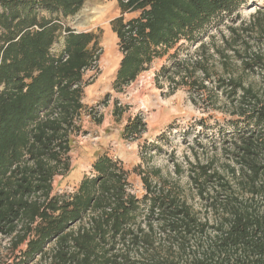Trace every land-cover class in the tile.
<instances>
[{
  "label": "trees",
  "instance_id": "obj_1",
  "mask_svg": "<svg viewBox=\"0 0 264 264\" xmlns=\"http://www.w3.org/2000/svg\"><path fill=\"white\" fill-rule=\"evenodd\" d=\"M84 1L0 0L6 264H264V4L239 20L247 0H116L120 16L110 27L121 59L113 88L167 56L160 74L168 95L187 87L198 97L193 105L223 119L212 127L201 120L204 143L166 175L138 167L140 197L122 162L107 154L72 193L55 194V179L71 171V142L83 117L100 122L83 102L93 82L85 73L99 60L98 35L61 24ZM132 12L140 14L125 21ZM210 28L216 35L209 58L218 69L212 82L203 42ZM181 41L198 43L197 57L179 59ZM144 132L140 116L123 129L131 139Z\"/></svg>",
  "mask_w": 264,
  "mask_h": 264
},
{
  "label": "rangeland",
  "instance_id": "obj_2",
  "mask_svg": "<svg viewBox=\"0 0 264 264\" xmlns=\"http://www.w3.org/2000/svg\"><path fill=\"white\" fill-rule=\"evenodd\" d=\"M114 4H117L116 0H85L77 14L62 19L61 24L78 32L89 30L100 38L112 32L107 21L119 15ZM263 4L264 0H247L242 3L239 7V20L247 19L254 12L255 6ZM221 29L227 34L223 26ZM215 35L216 30L210 28L203 40L208 47L207 68L211 82L218 74L213 60L209 58L213 53L211 37ZM197 46L198 43L189 45L181 41L176 46L180 47L178 58L183 60L197 57ZM61 47L60 37L53 45L52 53L58 54ZM98 49L100 54L97 68L85 73V78H92L93 82L85 88L83 102L92 115L100 118V122L97 123L91 116L83 117L82 133L74 136L71 142V171L64 178L55 179L54 193H72L82 178L90 175L96 157L107 154L122 162L129 173L131 191L140 197L143 188L135 171L138 167L143 171L159 169L161 175H166L172 171L173 163L184 162V156L191 155L190 150L197 148L196 143H204L200 121L204 120L206 125L212 127L223 116L216 111H206L201 106L193 105L191 100L197 101L198 97L187 87L177 86L175 92L168 95L167 81L160 74L161 67L168 65L167 56L155 59L132 83L115 90L113 84L116 71L105 72L101 66L105 51L100 46ZM174 51L171 50L170 54ZM115 54L121 59L118 46ZM196 78L201 79L202 75L197 73ZM207 85L210 88L212 83L207 82ZM115 107L118 112L121 111L119 117L113 114ZM135 116H140L145 123V132L139 138L131 139L123 135V129ZM5 246L3 243V248H0V264L7 263Z\"/></svg>",
  "mask_w": 264,
  "mask_h": 264
},
{
  "label": "crops",
  "instance_id": "obj_3",
  "mask_svg": "<svg viewBox=\"0 0 264 264\" xmlns=\"http://www.w3.org/2000/svg\"><path fill=\"white\" fill-rule=\"evenodd\" d=\"M113 7H115L119 11V15L114 17V18H117V17L120 16V10H119L117 4H114ZM139 14H140V12L125 13V14H123V18H124L125 21H128V20L137 18ZM114 18H110L107 22L110 23ZM84 32H86V31H84ZM98 46L103 47L105 52L108 51L110 54H115V50L117 49V38H116L115 33L109 32V33H105L100 38L98 37ZM103 54H104V52H103ZM117 58H118V61H117V63H115V66L114 65H113V67H111V66L109 67L108 66V69H105L102 66L105 69L106 73H109L110 71L111 72L112 71H114V72L116 71V69L118 67V64H119V61H120V57L117 56Z\"/></svg>",
  "mask_w": 264,
  "mask_h": 264
},
{
  "label": "bare ground",
  "instance_id": "obj_4",
  "mask_svg": "<svg viewBox=\"0 0 264 264\" xmlns=\"http://www.w3.org/2000/svg\"><path fill=\"white\" fill-rule=\"evenodd\" d=\"M117 61L118 58L116 57L115 54H110L108 51H106L103 55V58L101 59V66H103L105 69H108V66L109 67L110 66L113 67V65L115 66V63H117Z\"/></svg>",
  "mask_w": 264,
  "mask_h": 264
}]
</instances>
